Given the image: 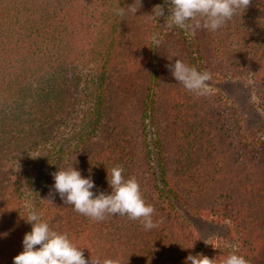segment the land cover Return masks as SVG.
<instances>
[{
    "label": "trees",
    "instance_id": "trees-1",
    "mask_svg": "<svg viewBox=\"0 0 264 264\" xmlns=\"http://www.w3.org/2000/svg\"><path fill=\"white\" fill-rule=\"evenodd\" d=\"M133 2L0 0V264L23 251L32 211L89 260L184 264L203 254L222 264L235 252L264 264V129L221 94L189 92L166 67L180 59L211 82L250 80L264 120V0L195 35L165 26L164 0L115 14ZM157 5L164 16L153 15ZM60 166L91 176L96 195L111 193L108 170L123 167L163 223L93 222L59 194L47 201Z\"/></svg>",
    "mask_w": 264,
    "mask_h": 264
},
{
    "label": "clouds",
    "instance_id": "clouds-1",
    "mask_svg": "<svg viewBox=\"0 0 264 264\" xmlns=\"http://www.w3.org/2000/svg\"><path fill=\"white\" fill-rule=\"evenodd\" d=\"M169 6L170 18L166 22L167 28L177 26L180 29L191 31L195 35L197 30L216 32L225 27L238 12L244 13L251 5L252 0H164ZM137 0L128 6L119 7L115 14L124 17L127 13L136 16L142 6L136 7ZM153 15L164 16V7L155 6ZM166 67L174 79L182 84L186 90L196 96L207 97L212 95L210 82L212 74L209 71H198L177 59L174 64ZM91 172V169H89ZM123 167L116 166L108 170V185L110 194L101 191L96 195L95 183L91 176L85 178L76 167L63 168L54 173V191H50L47 201L53 203L55 195L66 205L91 218L93 222L105 220L108 216H127L132 221H140L143 230L158 228L163 218L154 220L155 208L147 204L142 196L140 185L135 177L125 179ZM25 221L32 225V230L25 234L23 251L13 258V264H119L118 260L99 258L86 259L83 249L72 242L66 233H59L50 225L41 220L36 211H32ZM37 246H39L37 248ZM186 249V248H185ZM184 264H216V258L210 259L203 254H189ZM222 264H249V261L235 252L227 256Z\"/></svg>",
    "mask_w": 264,
    "mask_h": 264
},
{
    "label": "rangeland",
    "instance_id": "rangeland-1",
    "mask_svg": "<svg viewBox=\"0 0 264 264\" xmlns=\"http://www.w3.org/2000/svg\"><path fill=\"white\" fill-rule=\"evenodd\" d=\"M235 51L230 52L233 55ZM238 55V54H237ZM210 87L212 92L221 94L223 99H227L229 102H232L239 106L242 110V113L245 117V122L248 125H261L264 129V120L262 119L261 113L258 111L257 106V93L252 86V82L250 80L241 81L239 79L234 78H224L219 79L216 82H210ZM121 109H125L122 111L125 117H134L135 108H132L133 103L127 102L125 99L121 101ZM107 138L104 142H106ZM106 145V143L104 144ZM106 147V146H105ZM102 153V150H98L95 152V156H99ZM35 170L30 169L31 180L34 182ZM35 183V182H34ZM36 185V184H35ZM200 225L204 227L206 232H214L219 229V226L214 223H208L206 221L201 220Z\"/></svg>",
    "mask_w": 264,
    "mask_h": 264
}]
</instances>
